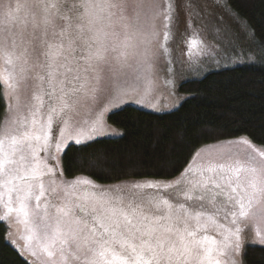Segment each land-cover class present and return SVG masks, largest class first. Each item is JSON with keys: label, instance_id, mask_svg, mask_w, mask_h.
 <instances>
[{"label": "snow or ice", "instance_id": "1", "mask_svg": "<svg viewBox=\"0 0 264 264\" xmlns=\"http://www.w3.org/2000/svg\"><path fill=\"white\" fill-rule=\"evenodd\" d=\"M254 38L227 0H0L3 243L24 264H249V250L264 254V140L209 131L192 145L180 133L152 171L119 172L89 151L123 136L109 119L126 104L179 107L157 93L173 94L185 70L264 69ZM179 42L186 60L173 56Z\"/></svg>", "mask_w": 264, "mask_h": 264}, {"label": "trees", "instance_id": "2", "mask_svg": "<svg viewBox=\"0 0 264 264\" xmlns=\"http://www.w3.org/2000/svg\"><path fill=\"white\" fill-rule=\"evenodd\" d=\"M247 21L254 41L264 45V0H227ZM181 92L189 97L174 111L154 114L135 107H125L110 115L109 124L123 133L118 138L100 139L89 151L107 154V163L117 171H152L154 158L184 134V143L198 145L201 133L221 137L249 134L255 142L264 140V69L253 65L221 68L197 80L184 83ZM159 117V118H158ZM162 133L157 141L156 131ZM69 152L66 165L72 158ZM182 159V157H180ZM71 167L68 176L73 175ZM99 183L113 182L92 174ZM6 226L0 223V264H24L9 245L3 243ZM249 264H264V254L249 250Z\"/></svg>", "mask_w": 264, "mask_h": 264}, {"label": "rangeland", "instance_id": "3", "mask_svg": "<svg viewBox=\"0 0 264 264\" xmlns=\"http://www.w3.org/2000/svg\"><path fill=\"white\" fill-rule=\"evenodd\" d=\"M181 2H182V0H181ZM196 2H199V0H196ZM216 11L219 12L220 10L217 9ZM180 19H181V31H183V19H184L183 9H181ZM215 19H216L215 16L208 18V21H209V24H210V31H209V35H208L207 41H206L208 43V46L210 48H213V49H215L217 47V41L214 40V37H215L216 34L213 31H211V22L214 21ZM225 22L231 25V27H232L234 32L238 31V26L236 24L232 23L230 18L228 16H226V15H225ZM204 35L205 34L203 32H201V36H204ZM219 43L220 44H224L225 47H227L226 39H221L219 41ZM241 43H242L243 46H246V44H245V42L243 40H241ZM170 46H171V48L173 50V56H174L175 59H177V60H186L187 59V57L184 55L185 45L183 44V42H179L178 46H177L176 43L171 44ZM253 46L258 48V46L255 43V41L253 42ZM177 68H179V64H177ZM221 68H223V67H221ZM221 68H219V69H221ZM219 69H217L215 67V65H211L210 69H209V71L207 73L215 71V70H219ZM165 75H166V73H161V78H163V76H165ZM204 76H205V74L203 73V71H201V75L200 76H197L196 72H194L192 70H185L182 75H178L176 77V84H175V89H174V93L173 94L170 95L169 94L170 90H165L161 86V91L163 92V95L161 96L160 93H157V96L160 98L161 104H164V103H169V104L177 103V97H179L180 99H179L178 103H179V106H180L189 97L188 94H185L184 92H181V88L183 87L184 83H186L187 81H190V80L200 79V78H202ZM125 107H135V108H137V106H135L134 104H131V103L124 105L122 108H125ZM122 108H120V109H122ZM177 108L178 107L173 108L171 111L165 110V111L160 112V113L150 112V111H146V110H143V111L154 113V114H163V113L172 112V111L176 110ZM120 109H117L116 111H118ZM140 110H142V109H140ZM111 114L112 113H110V115ZM118 137H120V135H109V136L102 137L100 139L118 138Z\"/></svg>", "mask_w": 264, "mask_h": 264}]
</instances>
